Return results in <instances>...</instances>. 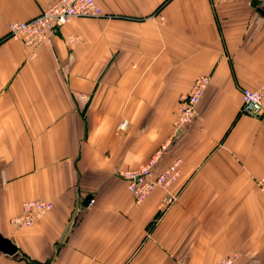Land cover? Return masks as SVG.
I'll use <instances>...</instances> for the list:
<instances>
[{"label":"crops","instance_id":"obj_1","mask_svg":"<svg viewBox=\"0 0 264 264\" xmlns=\"http://www.w3.org/2000/svg\"><path fill=\"white\" fill-rule=\"evenodd\" d=\"M53 1L0 0V233L17 246L0 264H264V116L242 111L264 81V0H97L35 52L10 38ZM165 144L179 177L137 204L120 172ZM32 199L54 207L13 224Z\"/></svg>","mask_w":264,"mask_h":264},{"label":"built area","instance_id":"obj_2","mask_svg":"<svg viewBox=\"0 0 264 264\" xmlns=\"http://www.w3.org/2000/svg\"><path fill=\"white\" fill-rule=\"evenodd\" d=\"M101 15L103 8L97 0H54L44 7L38 16L29 20L10 22L9 36L23 42L27 48L35 52L52 33L59 31L73 19ZM69 41L73 42L75 39L71 38ZM210 81L208 75L200 76L194 81L190 91L181 95L180 115L176 121L177 130L194 122L198 114V105ZM242 111L251 116H264V81L256 89L242 90ZM128 126L129 121L125 119L120 123L119 130L125 131ZM167 147L168 144L161 146L139 167L120 172L137 204L146 201L159 187L166 189L178 179L181 159H176L164 167L160 166ZM257 184L264 193V178L258 179ZM53 207L52 202L43 199L28 200L23 204L22 214L13 217L11 221L15 225H32L47 215ZM236 260L237 254L227 255L219 264H234Z\"/></svg>","mask_w":264,"mask_h":264},{"label":"water","instance_id":"obj_3","mask_svg":"<svg viewBox=\"0 0 264 264\" xmlns=\"http://www.w3.org/2000/svg\"><path fill=\"white\" fill-rule=\"evenodd\" d=\"M87 200L90 201L91 197L89 196ZM0 249L10 254H13L17 251V246L10 239L4 237L0 233Z\"/></svg>","mask_w":264,"mask_h":264},{"label":"rangeland","instance_id":"obj_4","mask_svg":"<svg viewBox=\"0 0 264 264\" xmlns=\"http://www.w3.org/2000/svg\"><path fill=\"white\" fill-rule=\"evenodd\" d=\"M234 254H237V255H238V260H236L234 264H241V257H240V254L234 252V253H232V254H230V255H234ZM223 258H224V257H223ZM223 258H222V259H223ZM220 262H221V261H220ZM220 262H219V263H220Z\"/></svg>","mask_w":264,"mask_h":264}]
</instances>
